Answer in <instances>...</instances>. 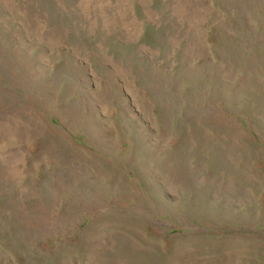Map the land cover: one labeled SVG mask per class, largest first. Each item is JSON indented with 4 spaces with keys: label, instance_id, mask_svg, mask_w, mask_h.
Instances as JSON below:
<instances>
[{
    "label": "rangeland",
    "instance_id": "obj_1",
    "mask_svg": "<svg viewBox=\"0 0 264 264\" xmlns=\"http://www.w3.org/2000/svg\"><path fill=\"white\" fill-rule=\"evenodd\" d=\"M0 264H264V0H0Z\"/></svg>",
    "mask_w": 264,
    "mask_h": 264
}]
</instances>
